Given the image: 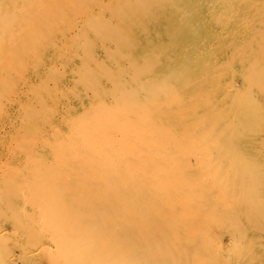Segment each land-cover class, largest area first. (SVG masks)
Listing matches in <instances>:
<instances>
[{
    "label": "bare ground",
    "instance_id": "obj_1",
    "mask_svg": "<svg viewBox=\"0 0 264 264\" xmlns=\"http://www.w3.org/2000/svg\"><path fill=\"white\" fill-rule=\"evenodd\" d=\"M22 104L0 264H264V0H0Z\"/></svg>",
    "mask_w": 264,
    "mask_h": 264
},
{
    "label": "rangeland",
    "instance_id": "obj_2",
    "mask_svg": "<svg viewBox=\"0 0 264 264\" xmlns=\"http://www.w3.org/2000/svg\"><path fill=\"white\" fill-rule=\"evenodd\" d=\"M68 91V93H69V91H70V88H66L65 89V93ZM83 97V96H82ZM77 102H78V100L74 97V95L73 94H69L68 95V98L66 99V101L65 100H63V104L65 105L66 103H69V104H71V105H73L74 107L76 106V104H77ZM62 108L60 109H56V112L58 113V112H61L62 110H64V107L63 106H61ZM21 108V109H20ZM24 108H25V104L23 105H19V107L17 106V110L15 111V112H13V114H11L10 116H11V119H14V121L17 119V121H16V125H18V126H16V127H14V128H12V129H14V131H12V129L11 130H8V132H7V134L5 135V137H4V139L5 140H3V146H4V148H1L0 149V151L2 152V154L4 155V157H5V154H6V150H9V148H10V146H11V141H12V139L13 138H15L16 137V134L17 133H19L21 130H23L24 129V126H23V124H22V118H23V116H24V114H23V112H24ZM78 111H83V109H81V108H79V109H77ZM14 115L17 117V118H15L14 117ZM64 115V114H63ZM21 116V117H20ZM57 117V116H56ZM60 117H62V115L60 116ZM56 119V120H55ZM20 122V123H19ZM19 123V124H18ZM52 123L57 127V128H59L60 129V131H64L65 132V126H64V122H63V120L61 119V120H58L57 118H55L54 116L52 117ZM20 130V131H19ZM12 131V132H11ZM15 133V134H14ZM48 133H50L49 132V127L48 126H46V125H44V126H41L40 127V130H39V136H41V138H43V137H45V139L43 140V139H40V140H43L42 142H41V144L47 139L46 138V135L48 134ZM8 136V137H7ZM10 136V137H9ZM7 139V140H6ZM18 140H20L21 141V138L20 139H18ZM9 141V142H8ZM6 147V148H5ZM3 149H5V150H3ZM45 151H46V149H45ZM3 152H5V154L3 153ZM47 152V151H46ZM245 224V225H244ZM241 225H242V223H241ZM241 225H239V227L241 226ZM244 225V226H243ZM243 225L241 226L242 228H239V230H242V229H246V228H254L253 230V233L255 232V234H257L256 236L257 237H259V232L261 233V232H263L264 231V228H260V226H258L259 224H255V223H253V224H248V222H245V223H243ZM249 225V226H248ZM252 225V226H251ZM257 226V227H256ZM256 228H257V230H256ZM259 228V229H258ZM261 230V231H260ZM255 240V239H254ZM262 241H264L263 239H261ZM262 241H257L256 242V240H255V244H257V245H255V246H253V250H252V253H253V255L254 256H257V255H259V254H264V242H262ZM259 245L261 246H263V248H262V246L261 247H259ZM258 247V248H257ZM258 249V250H257ZM263 252V253H262ZM189 261L191 262V258L189 259ZM249 264H252V263H249Z\"/></svg>",
    "mask_w": 264,
    "mask_h": 264
}]
</instances>
